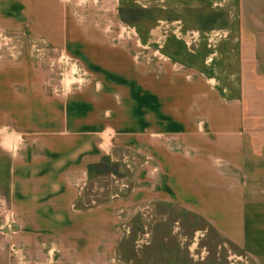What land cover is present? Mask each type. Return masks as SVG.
<instances>
[{
	"label": "crops",
	"instance_id": "crops-1",
	"mask_svg": "<svg viewBox=\"0 0 264 264\" xmlns=\"http://www.w3.org/2000/svg\"><path fill=\"white\" fill-rule=\"evenodd\" d=\"M120 1L0 0V209L13 227L0 264H129L121 219L158 205L199 217L264 264V0H155L179 13L181 32L211 27L181 22L201 3L234 10L220 55L232 96L207 61L152 45L154 28L143 41ZM21 37L65 55L85 83L37 87L34 68L21 73ZM122 151L142 156L133 185L84 205L89 167Z\"/></svg>",
	"mask_w": 264,
	"mask_h": 264
},
{
	"label": "rangeland",
	"instance_id": "rangeland-1",
	"mask_svg": "<svg viewBox=\"0 0 264 264\" xmlns=\"http://www.w3.org/2000/svg\"><path fill=\"white\" fill-rule=\"evenodd\" d=\"M120 3L122 20L135 26L143 41L149 29L154 28L151 43L162 42L165 56L171 58L173 54H183L190 63L201 67L207 61L210 65L206 72L216 77L213 84L225 95H234L235 82L224 76L225 61L220 56L224 54L225 36L214 39L211 44L208 42L211 31L225 33L228 26L234 29V10L229 16L225 9L215 10L201 3L197 10H185L181 22L186 28H194L190 25L195 24L211 27L203 33L196 30L181 32L182 24L177 23L179 13L170 5L164 8L161 6L163 3L155 0L148 4L144 0H121ZM19 51L21 73H31L34 68L37 87L62 94L85 83L73 74L71 65H66L64 54L50 50L42 41L21 37ZM148 52L153 53L154 48ZM28 60L33 66L22 64ZM79 67L80 73L84 71ZM110 157L112 165L107 167L110 171L105 168L99 176L87 180L81 198L84 205L90 206L113 195H121L133 185L132 174L142 156L122 151ZM5 214L6 211L0 209V254L4 256V263L8 253L7 240L13 228L4 223ZM119 229L122 258L129 264H250L235 245L222 239L202 219L170 206L158 205L153 211L140 210L130 219L122 218Z\"/></svg>",
	"mask_w": 264,
	"mask_h": 264
},
{
	"label": "trees",
	"instance_id": "trees-1",
	"mask_svg": "<svg viewBox=\"0 0 264 264\" xmlns=\"http://www.w3.org/2000/svg\"><path fill=\"white\" fill-rule=\"evenodd\" d=\"M120 10V9H119ZM113 162V161H112ZM109 165H112L111 163V157L110 156H104L100 162L95 163L89 167V179H92L96 176H99L101 172H103V169L109 167ZM106 171H110V168H107ZM228 242V241H227ZM230 243V242H229ZM232 244V243H230ZM234 245V244H233Z\"/></svg>",
	"mask_w": 264,
	"mask_h": 264
},
{
	"label": "built area",
	"instance_id": "built-area-1",
	"mask_svg": "<svg viewBox=\"0 0 264 264\" xmlns=\"http://www.w3.org/2000/svg\"><path fill=\"white\" fill-rule=\"evenodd\" d=\"M225 34L222 33L221 31H211L208 35V42L209 44H211L212 42H214V39L218 38V37H222Z\"/></svg>",
	"mask_w": 264,
	"mask_h": 264
}]
</instances>
